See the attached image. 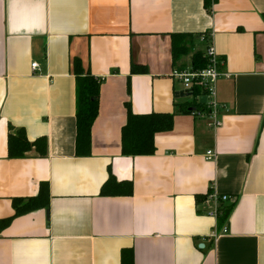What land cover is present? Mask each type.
<instances>
[{
  "label": "crops",
  "instance_id": "0c3cea01",
  "mask_svg": "<svg viewBox=\"0 0 264 264\" xmlns=\"http://www.w3.org/2000/svg\"><path fill=\"white\" fill-rule=\"evenodd\" d=\"M176 33L189 52L173 61ZM209 33L218 128L177 113L194 99L171 79ZM75 61L100 80L83 156ZM127 108L176 114L152 155L122 154ZM19 130L30 150L14 158ZM108 178L132 195L102 194ZM212 194L228 198L218 218ZM20 199L44 206L15 216ZM0 264H264V0H0Z\"/></svg>",
  "mask_w": 264,
  "mask_h": 264
},
{
  "label": "trees",
  "instance_id": "16d2710c",
  "mask_svg": "<svg viewBox=\"0 0 264 264\" xmlns=\"http://www.w3.org/2000/svg\"><path fill=\"white\" fill-rule=\"evenodd\" d=\"M189 35L176 33L171 36V49L173 61L182 55H186L187 49L186 39ZM192 69H204L207 64L200 52L192 55ZM131 74H145L143 68L131 65ZM76 77L78 78V87L76 92L77 100V139L76 148L79 155H87L90 151V127L97 117L98 110V93L100 80H95L89 73L83 75L77 61L74 62ZM199 94V90L193 89L195 98ZM203 109V104L194 101L192 105L183 104L177 110V113L192 115L195 110ZM127 120L122 127L121 146L122 154L125 156H147L155 152L154 136L162 132H169L173 128L175 113H148L146 115L134 114L127 108ZM16 137L9 136L8 150L11 157L19 158L25 152L30 150V144L26 139L25 133L19 130ZM103 185L101 193L104 195H114L124 193L128 196L132 194V186L127 182H117L112 178H108ZM38 197H36L37 199ZM36 199H29L26 203L23 199L14 200L13 207L15 216L28 213L43 203H35ZM24 202V203H23ZM233 207L222 212L223 221L227 220L229 213Z\"/></svg>",
  "mask_w": 264,
  "mask_h": 264
},
{
  "label": "built area",
  "instance_id": "2783aa9c",
  "mask_svg": "<svg viewBox=\"0 0 264 264\" xmlns=\"http://www.w3.org/2000/svg\"><path fill=\"white\" fill-rule=\"evenodd\" d=\"M213 35L209 33L208 35H202L201 40L205 43V52L202 54L203 58L206 60L207 66L204 69H190L187 71L175 70L171 74V79L173 81H178L183 86L184 90H192V99L200 103L201 98H205V104H203V109L195 110L192 114L209 121V126L212 128H218L221 125L220 120V111L223 109V106L219 103L216 96L217 83L221 77H225L226 74H222L219 71V67L222 64L218 60L215 48L212 45ZM32 70L38 69L37 63H32ZM199 90V94L195 98L193 96V89ZM214 151H208L205 154V159L211 161L214 157ZM207 202H213L214 206L212 210L208 212L210 217L218 218L220 210L217 208L219 200L227 201V197L219 198L216 194L208 195L206 197ZM227 233V227H223L221 234Z\"/></svg>",
  "mask_w": 264,
  "mask_h": 264
},
{
  "label": "water",
  "instance_id": "95a60500",
  "mask_svg": "<svg viewBox=\"0 0 264 264\" xmlns=\"http://www.w3.org/2000/svg\"><path fill=\"white\" fill-rule=\"evenodd\" d=\"M42 68H43V70H45L44 69V65H42ZM180 96L182 97V96H185V97H192V90H190V89H188V90H184V91H182V92H180ZM205 98L203 97V98H201L200 99V104H205Z\"/></svg>",
  "mask_w": 264,
  "mask_h": 264
}]
</instances>
